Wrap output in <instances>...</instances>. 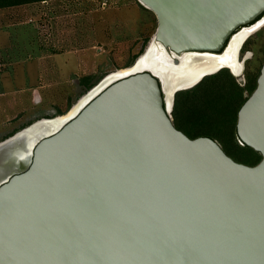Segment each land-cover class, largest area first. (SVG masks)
Masks as SVG:
<instances>
[{"label":"water","instance_id":"1","mask_svg":"<svg viewBox=\"0 0 264 264\" xmlns=\"http://www.w3.org/2000/svg\"><path fill=\"white\" fill-rule=\"evenodd\" d=\"M136 1L156 29L131 68L153 42L176 71L218 62L175 90L171 69L135 71L61 124L41 118L0 141V264H264V62L235 124L256 165L170 115L177 93L222 69L236 76L224 55L242 73L264 0Z\"/></svg>","mask_w":264,"mask_h":264},{"label":"rangeland","instance_id":"2","mask_svg":"<svg viewBox=\"0 0 264 264\" xmlns=\"http://www.w3.org/2000/svg\"><path fill=\"white\" fill-rule=\"evenodd\" d=\"M155 29L154 15L136 0H46L0 9V141L41 118L66 115L105 76L130 67ZM243 58L242 73L233 76L240 87L264 62V24L244 41ZM181 92L170 110L177 124L173 110ZM202 120L182 126L218 131L221 137H211L233 149L226 123L209 128Z\"/></svg>","mask_w":264,"mask_h":264},{"label":"trees","instance_id":"3","mask_svg":"<svg viewBox=\"0 0 264 264\" xmlns=\"http://www.w3.org/2000/svg\"><path fill=\"white\" fill-rule=\"evenodd\" d=\"M39 1L46 0H0V9L7 7L20 6L30 3H35ZM142 7V6H141ZM143 8V7H142ZM259 75L248 76L247 82L244 87H240L236 84L234 77L228 72V70L223 69L216 74L207 76L201 80L193 88L181 92L176 96L174 102L173 114L175 119L180 120L183 125H187L188 121L191 118H198L202 121L211 122V126H219L227 124L229 129V136L233 139V149H230L227 146L221 147L222 150L226 153L227 156L232 158L238 163H242L248 166L256 165L260 160L261 156L254 152L252 149L241 145L235 135V124L237 119V112L241 105L246 101L250 96L253 90L256 87V79ZM247 91L248 97H243V92ZM238 100V101H237ZM236 101L238 106L235 108ZM234 118V122H233ZM181 124L173 123L174 126L182 131L186 136L193 139L199 136L209 137L216 135L220 136L221 134L218 131H209L203 128H199V131L192 133L189 128L183 127ZM234 123V124H233ZM234 125V129H233ZM202 129L204 131H202ZM202 131V132H200ZM214 140V139H213ZM232 143V141H231Z\"/></svg>","mask_w":264,"mask_h":264},{"label":"bare ground","instance_id":"4","mask_svg":"<svg viewBox=\"0 0 264 264\" xmlns=\"http://www.w3.org/2000/svg\"><path fill=\"white\" fill-rule=\"evenodd\" d=\"M246 33V35L250 32L245 30L244 31ZM239 37L241 35H238ZM236 37L234 40H236ZM241 39V38H240ZM150 46V50L148 53H146V55L144 57H142L137 65L133 68L128 67L126 69H120L117 72L108 74L104 79H102V83H100V85H96L97 87H94L88 94L83 95L82 97H80V102L72 107V109L66 114V115H62V116H57V120L59 122V124H61L62 122H64L65 120L69 119L70 117L74 116L78 110L86 103L88 102L93 96H95L98 92V89L101 85H103L105 87V85L108 83L110 84L111 82H113L114 80L120 78L119 75L124 74L125 72H127L125 74V76L127 74L133 73L135 71L138 70H142V69H150L152 70L156 75L160 76V75H164L166 73V71H169L171 69V75L170 77L172 78V80L169 78V83L167 84L165 78L164 81L166 82L167 85H169V88H171V90H175L177 88H188L189 86H191L196 80H198V78L200 77L201 74H203L204 72H208V69H210L214 63H217L218 61H214V60H208L207 64H203V65H195V66H186V68H182L180 71H176L175 68H171L172 66L170 65H166V63L163 62L167 61L169 59V56L166 55V53L164 52L163 49H161V47H157V45L153 42L151 43ZM236 47V46H235ZM221 58V57H220ZM182 59H187L186 57H183ZM228 54L224 55L221 59H220V65H226V66H230V68L232 69V72L238 76L241 74V64L238 63V61L235 60V62H228ZM240 61V60H239ZM190 68H194L193 72H189ZM210 71V70H209ZM240 73V74H239ZM123 77V76H121ZM172 81V83H171ZM173 84V85H172ZM106 85V86H107ZM103 87V88H104ZM98 91V92H97Z\"/></svg>","mask_w":264,"mask_h":264}]
</instances>
